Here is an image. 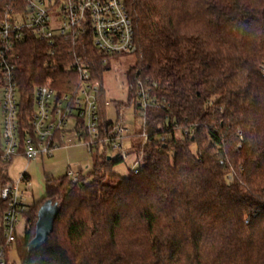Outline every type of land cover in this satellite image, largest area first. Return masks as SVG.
I'll return each instance as SVG.
<instances>
[{"label":"trees","instance_id":"1","mask_svg":"<svg viewBox=\"0 0 264 264\" xmlns=\"http://www.w3.org/2000/svg\"><path fill=\"white\" fill-rule=\"evenodd\" d=\"M124 1L137 44L127 105L136 133L148 134L136 146L139 169L116 174L123 156L108 159L110 147L95 144L103 150L89 180L47 174V194L16 238L19 264H264V0ZM10 5L0 0V14ZM57 38L28 36L18 47L22 104L32 111L46 78L58 93L71 90L78 77L66 66L81 56L101 82L110 132L103 75L112 56L90 34ZM140 82L160 102L145 119ZM115 104L119 123L125 105ZM49 199L61 210L48 241L30 252Z\"/></svg>","mask_w":264,"mask_h":264},{"label":"built area","instance_id":"2","mask_svg":"<svg viewBox=\"0 0 264 264\" xmlns=\"http://www.w3.org/2000/svg\"><path fill=\"white\" fill-rule=\"evenodd\" d=\"M88 34L96 49L108 57L133 54L137 49L134 23L124 0H11L0 14V264L9 263L20 217L33 205L26 203L28 189L21 188V183L29 185L30 177L26 172L17 180L9 175L16 157L31 161L50 155L64 143L67 132L79 142L109 146L119 156L133 152L124 146L126 128L121 124L113 122L110 132L103 130L99 111L102 85L81 56L66 66L78 77L71 90L58 93L53 79L46 78L35 88L32 111L22 104L18 64L22 41L34 36L53 44L59 36ZM159 104L140 82L137 105L142 117ZM143 136L146 142L148 134ZM140 162L141 158L133 171H138ZM67 173L78 180L79 171Z\"/></svg>","mask_w":264,"mask_h":264},{"label":"rangeland","instance_id":"3","mask_svg":"<svg viewBox=\"0 0 264 264\" xmlns=\"http://www.w3.org/2000/svg\"><path fill=\"white\" fill-rule=\"evenodd\" d=\"M135 58L133 54H124L112 56L109 58V69L103 75V84L106 91V99L109 102L107 107V116L111 121L118 120L116 102L123 103L122 115L119 121L126 128L124 137V146L126 149H132V153L123 155V160L116 163L113 170L119 175H128L130 170H134L138 166L139 152L136 146L142 144L144 136L137 134L139 131V123L135 118V110L133 105L128 104V76L129 68L134 64ZM73 122L69 123L72 126ZM102 148H90L88 144L79 142L78 138L71 132H67L64 143L56 147L53 152L45 154L42 158L28 161L24 157H16L9 167V175L13 180H17L23 172L30 176L29 185L21 183V188H27L26 197L27 204H33L40 201L47 194L46 175L53 173L56 177L65 175L68 167L82 172L87 180L90 179V173L96 162V154L102 151ZM108 156H116L113 151H108ZM26 215L20 217L17 225L18 234L24 232L27 225ZM20 257L16 247L9 252V264H19Z\"/></svg>","mask_w":264,"mask_h":264},{"label":"water","instance_id":"4","mask_svg":"<svg viewBox=\"0 0 264 264\" xmlns=\"http://www.w3.org/2000/svg\"><path fill=\"white\" fill-rule=\"evenodd\" d=\"M108 159H111V156H108ZM60 210V203L53 202L50 199L46 200L40 206L35 224V234L28 243V250L30 252L36 250L48 241Z\"/></svg>","mask_w":264,"mask_h":264},{"label":"crops","instance_id":"5","mask_svg":"<svg viewBox=\"0 0 264 264\" xmlns=\"http://www.w3.org/2000/svg\"><path fill=\"white\" fill-rule=\"evenodd\" d=\"M70 169H72V168L68 167L67 170H66V173H65V174H67V172H68ZM78 170H79V172H80V169H78ZM49 175H52V176L56 177L53 173H51V174H49ZM29 177H30V176H29ZM57 178H58V177H57Z\"/></svg>","mask_w":264,"mask_h":264}]
</instances>
